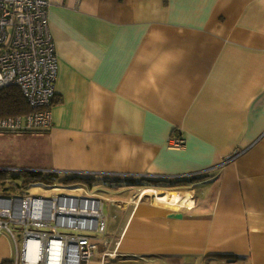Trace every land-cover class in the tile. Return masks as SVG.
Returning a JSON list of instances; mask_svg holds the SVG:
<instances>
[{
	"label": "crops",
	"instance_id": "obj_1",
	"mask_svg": "<svg viewBox=\"0 0 264 264\" xmlns=\"http://www.w3.org/2000/svg\"><path fill=\"white\" fill-rule=\"evenodd\" d=\"M49 2L51 123L0 133L2 190L37 189H22L31 171L102 178L113 192L95 193L105 233L86 264H264V0ZM18 251L1 233L0 264Z\"/></svg>",
	"mask_w": 264,
	"mask_h": 264
},
{
	"label": "built area",
	"instance_id": "obj_2",
	"mask_svg": "<svg viewBox=\"0 0 264 264\" xmlns=\"http://www.w3.org/2000/svg\"><path fill=\"white\" fill-rule=\"evenodd\" d=\"M49 4V0H0V89L18 87L31 109L23 115L0 116L2 133L41 130L51 123L57 55L47 17ZM168 146L181 148L184 139L170 137ZM38 182L30 181L29 186L83 190L85 194L41 196L3 189L0 234L6 233L19 245L14 264L88 263L105 233L102 198L89 192L86 185Z\"/></svg>",
	"mask_w": 264,
	"mask_h": 264
},
{
	"label": "trees",
	"instance_id": "obj_3",
	"mask_svg": "<svg viewBox=\"0 0 264 264\" xmlns=\"http://www.w3.org/2000/svg\"><path fill=\"white\" fill-rule=\"evenodd\" d=\"M30 109L27 106L25 100L21 96L18 88L16 87H7L0 89V116H7V115H18L24 114L29 112ZM38 132V130H30L24 133H33ZM2 133V132H0ZM32 172V179L31 181H40V182H47L53 181L49 176L46 174L43 175V171H31ZM26 174V173H24ZM8 174L5 171L0 173V180H6ZM201 178L200 176L197 177H189V178H160V179H152L146 176H129L123 178L122 181L125 185H133V186H179V185H186L189 183L196 182ZM66 182H86L89 183L88 180H92L96 182L97 180H102L99 178L96 180L95 177L90 176H82V175H72L67 178H64ZM10 188V187H9ZM1 264H14L13 259H7L1 262Z\"/></svg>",
	"mask_w": 264,
	"mask_h": 264
},
{
	"label": "rangeland",
	"instance_id": "obj_4",
	"mask_svg": "<svg viewBox=\"0 0 264 264\" xmlns=\"http://www.w3.org/2000/svg\"><path fill=\"white\" fill-rule=\"evenodd\" d=\"M29 176H30L29 174H22L21 176H14L15 179H12V182L14 184H16V185H11L9 187H13V190L19 191L18 188H17V186H21L24 181L29 180L30 179ZM62 176H64V175H62ZM58 180H59V178L58 177H55L54 178V181H53L54 183H52L51 181H49V183L52 184V185H57V186H63L64 184H69L70 186L86 185L87 188L90 187V191L89 192H91V193H97L98 195L101 192L105 196L112 195V192H113V190L108 189V188H106V187H104L102 185H99L100 184V181L97 180V179H96L97 180L96 182H94L92 180H88L89 183H83V182H67V183H65L64 182V184L61 183V180L60 181H58ZM29 183L30 182H27L26 183L27 185L26 186H23L22 189H25L27 187H31V186H29ZM44 185L49 186L47 184H44ZM7 186L8 185L6 183H3V187L6 188ZM0 189H1L0 190V194H1L3 192L2 191V188H1V184H0ZM27 192H28V194H34V193H36V194H40L41 196H49V195H52V194L64 193V192H68V194H72V195H83V194H85V191H83V190H80V191H69V190H59V189L58 190H55V189L44 190V189H40V188L31 189V190H29ZM104 206H105V204H104ZM105 211H106V207H105Z\"/></svg>",
	"mask_w": 264,
	"mask_h": 264
},
{
	"label": "flooded vegetation",
	"instance_id": "obj_5",
	"mask_svg": "<svg viewBox=\"0 0 264 264\" xmlns=\"http://www.w3.org/2000/svg\"><path fill=\"white\" fill-rule=\"evenodd\" d=\"M63 179H64V178H60L58 181L61 180V183H62V184H64V182L67 183L66 180H63ZM64 185H65V186H68L69 184H64ZM69 186H70V185H69ZM71 187H74V186H71Z\"/></svg>",
	"mask_w": 264,
	"mask_h": 264
}]
</instances>
